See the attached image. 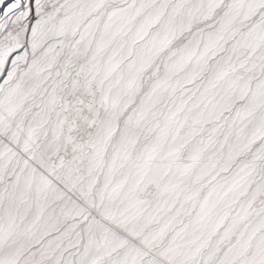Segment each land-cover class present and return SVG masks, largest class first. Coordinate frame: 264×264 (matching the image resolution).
Listing matches in <instances>:
<instances>
[{"label":"snow or ice","instance_id":"snow-or-ice-1","mask_svg":"<svg viewBox=\"0 0 264 264\" xmlns=\"http://www.w3.org/2000/svg\"><path fill=\"white\" fill-rule=\"evenodd\" d=\"M0 264H264V0H0Z\"/></svg>","mask_w":264,"mask_h":264}]
</instances>
